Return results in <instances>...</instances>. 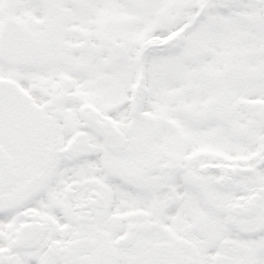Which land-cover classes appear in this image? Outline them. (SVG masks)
<instances>
[{
	"label": "snow or ice",
	"instance_id": "6c2138e0",
	"mask_svg": "<svg viewBox=\"0 0 264 264\" xmlns=\"http://www.w3.org/2000/svg\"><path fill=\"white\" fill-rule=\"evenodd\" d=\"M0 264H264V0H0Z\"/></svg>",
	"mask_w": 264,
	"mask_h": 264
}]
</instances>
